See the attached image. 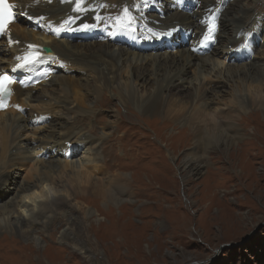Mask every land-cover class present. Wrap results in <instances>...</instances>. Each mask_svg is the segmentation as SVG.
<instances>
[{"label":"rangeland","instance_id":"obj_1","mask_svg":"<svg viewBox=\"0 0 264 264\" xmlns=\"http://www.w3.org/2000/svg\"><path fill=\"white\" fill-rule=\"evenodd\" d=\"M42 1L44 0H30L29 4L37 6ZM61 1V5L68 6L60 14L64 18V27L68 29L65 28L66 32L55 37L60 36L61 40L70 39L72 43L85 45L84 48H78V54L92 53L94 49L90 50L87 45L99 42V37L89 36L91 28L83 27L86 26L84 22L89 19L93 24L100 20L99 14L108 9L102 2L110 3V0ZM144 1L117 2V8L120 7L121 12L117 17L119 22L113 27L107 41L110 42L112 37L119 39L122 44L118 47L123 48V52L107 57V67L114 71L113 74L101 70L97 61L76 59L71 64L47 60L42 63V72L37 63L38 65L33 66L34 71L19 72L16 75L19 82L15 85L26 90L18 98V104L20 101L24 102L23 107L31 112L22 114L23 111L20 110H0V126L4 119L16 117L13 121L7 120V124L12 122L10 131L16 124L25 125L24 130H29L23 133L19 129L15 133L18 138L9 143L0 163V178L5 176L10 181L4 186L0 184V191L5 193L0 195V264H264V107L257 108L250 100L249 103L242 101L244 109L239 111L234 108L230 113L231 119L234 117L232 120L242 132L234 142L235 145L229 146L227 150H220L218 145L213 147L206 141L200 150L199 147L194 148L197 133L193 135L192 128L187 129L180 121L165 117L166 109L163 110L164 113L155 114L143 110L134 101L124 103L119 98V91L127 94L125 85L135 89L137 95L147 97L159 87L162 80V94H168V87L173 86L171 101L182 97L186 99V95L195 93V88L201 81L202 84L207 83L208 87L212 85L203 100L207 99V103L213 108L223 109L220 110V116H226L225 108L229 105L227 101L234 94L236 97L244 94L240 97L241 100L251 96V93L236 76L228 80L224 69H243L249 62L254 63V67L264 63V0H235V4L224 12L229 19L241 17V25L249 28L246 34L249 45H243L248 51L245 59L240 57L239 47L232 52L226 47L238 38L240 30L229 22L221 30H217L222 35L217 46L213 45L217 52L213 51L210 57L204 56L205 53L199 55L209 57L212 61L201 68L202 60L196 58L186 69L182 66L180 50L188 48V40L192 39H189L185 34L186 30H182L179 23L174 27H164L161 31L152 29L151 35L155 32L162 34L165 31H175L169 38L174 40L163 41L165 47L162 40L159 48L148 40L142 44L147 48H137L135 33L147 35L150 30L148 28L144 32L142 28L145 25L139 26L141 23H149L139 12ZM175 1L177 0H157L153 5L154 11L159 12V7L162 6L165 16L166 6L174 8L172 5ZM229 1L221 0L223 4L233 0ZM14 2L18 7L21 0ZM73 2L84 4L76 12L74 9L79 5H70ZM193 4H196V0ZM121 6L124 8L121 9ZM83 7L91 10H83ZM235 21L236 24L239 23ZM42 24L31 22L30 29L34 30L35 25L40 31ZM38 37L43 38L41 35ZM115 39L113 44H117ZM59 44L64 46L62 42ZM184 45L185 47L180 48ZM4 49L10 50L3 44L0 51ZM220 51L223 53L220 54ZM232 54H237V59L233 56L231 61L225 60ZM136 56L146 60L142 63L145 67L143 79H136L132 75L135 74L132 73L133 62L128 59ZM28 64L33 65L31 62ZM94 69L99 70L95 72ZM184 69L182 82L176 80L175 76L172 77L174 74L180 75ZM251 74L254 78L258 75L254 71ZM54 75L66 78L67 83H50V79L56 80ZM247 80L250 81H245ZM254 84L257 83L253 82ZM176 85L179 86L175 87ZM238 89H242L241 94ZM31 93L35 96L29 99ZM178 103H187V113L193 108L190 102ZM60 104H65V108L71 111H63L58 107ZM32 119H36V122L26 124ZM58 125L68 127L71 134L68 135L69 143L58 138L57 132L61 130ZM226 134L234 136L233 131ZM44 140L50 143L55 154H38L39 142ZM86 141L92 143L91 151L94 156L86 154L85 149H77L78 144ZM31 147L37 161L32 159L29 164L21 162L22 153L25 150L31 152ZM66 151L73 155L66 158ZM190 152L199 155L201 164L203 163L200 171L193 174L187 173L188 170L183 166L184 156ZM93 157L103 169L97 171L94 166V169L91 168ZM14 158L13 164H3V161L9 162ZM82 160H87L88 164L85 166L87 171H83L90 173L93 179H106L122 174L127 184L119 185L122 181L115 183L119 186L117 196L121 200L129 199V202L121 201V204L110 206L108 197H93L76 185L80 196H76L75 200L67 201L60 208L52 204L38 210L40 198L44 197L40 196L42 193L39 194V190L35 191L37 194L19 192L12 185L17 183L31 187L48 161L59 162L64 166L66 162L78 164L81 161L80 164H83ZM53 167L50 175L48 173L49 179L59 174L57 165ZM70 167L68 165L64 169L69 175L72 174ZM78 168L83 169L81 166ZM61 181L64 184V179ZM55 197H51L52 200ZM17 202L20 205H16ZM74 202L78 206H74ZM70 206H73L72 210ZM87 210L94 211L98 220L87 218ZM18 219L25 220L27 224L24 227L26 232L22 234L14 233L9 225L12 220Z\"/></svg>","mask_w":264,"mask_h":264},{"label":"bare ground","instance_id":"obj_2","mask_svg":"<svg viewBox=\"0 0 264 264\" xmlns=\"http://www.w3.org/2000/svg\"><path fill=\"white\" fill-rule=\"evenodd\" d=\"M7 1L12 3L13 5L15 4L14 0H7ZM76 1H78V0H76ZM122 1H124V0H110V3H107L106 1L102 2L104 4V7L108 8V9H106V10L102 9L103 12L99 14L100 20L95 21L93 24H91L92 25L91 30H90L91 34L89 35V36L99 37V39L97 40L99 42L94 41V43L87 45V47L89 49L90 48L94 49L92 53L84 52V53L78 54L77 53L78 48H80V49L84 48L85 45H82L79 43H72L70 41V39L69 40H67V39L61 40L60 36L59 37L57 36V38H56L55 36L59 34L57 29H64V27H63L64 24L58 20H55L54 23L50 22V19H52V18L57 19L58 17H62V16H60V14L62 13V11L66 10L68 8V6L61 5V2H62L61 0H52L51 2L49 0H44L41 2L42 4L41 3L39 5L37 4V6L36 5L30 6V4H29L30 0H21V3L18 7H21V9L25 11V13H26V14H24L25 18L21 19L18 15L17 16L18 18L13 23H11L9 25L10 27L7 29L6 35L0 40V46H1L4 44L3 41H5V39L7 40L11 33L14 34L9 39V40H11V44L9 45L10 50L4 49V50L0 51V56H1L0 57V70H2V71L7 70L8 72L12 73L13 76L16 78V75L19 74V72H26V71L32 72V71H34L33 66H36L39 63H41V64L45 63V61H47V60L55 61V63L56 62H58V63L68 62L69 64H71L72 62H76L75 61L76 59H81V60H85L88 62L97 61L101 70H106L107 74H113L114 71H112V69H109L107 67V63H109L107 57L119 55V53L121 51L123 52V48L118 47V45H120V43L122 44V42L119 39H115L117 44H113V40H111L109 42V40L107 41V37L111 33V28L115 25V23L119 22V21H117L118 20L117 17L121 14V12L119 11L120 7L117 8V2H122ZM75 2L71 3L70 5H80L81 4V3L76 4ZM155 2H157V0H145L144 5L141 6L139 12H140V14L143 15V18H145V20L147 22L151 23L154 27H156L157 31H161L162 28H164V27L168 28V26L174 27L178 23L180 24V27L182 28V30H186L185 34L188 35L189 39H192V40L188 41V43H190L188 48H186L184 50H180V51H182L180 54V58L183 60L182 66H184L185 69L187 67H190L193 64V60L196 58L202 60L200 67L204 68L205 66L208 65V62L210 63L212 61L209 58L210 57L209 55H211V53L213 51L217 52V48L213 47V45L212 46L211 45L206 46V45H203L202 42L199 41L197 34L201 30V27H204V23H206V22L211 23L212 25L214 24L216 30H221L223 27H225V24H227L229 22H231L230 24H233L238 29L240 28V30L237 34L238 38L236 40H234V42L227 44L226 47L229 49V52H232L235 48L239 47L240 48V54H241V56H240V54H239V56L242 59H245L244 57L248 54L247 49L243 48V45H245L247 43L248 38H247L246 34H247V31H249V28L241 25V23L243 22V19L241 17H236L235 20H237L239 22L236 24V21L234 19L227 18L225 16V13H224L233 3L235 4V0H233L230 3H226V4H223L221 2V0H196V4L195 5L193 4L194 7H191L190 10L188 9V7H189V4L193 2V0H178V1H175L173 3L172 6L174 8H171V7L168 8L166 6V15L165 16L163 15V12H162L164 9L162 6H160V7L158 6L159 10H160L159 12L154 11L155 8L153 5ZM63 3L65 4V2H63ZM85 3H86V1H85ZM83 4H84V2H83ZM114 4L116 5V7H111V5H114ZM159 5H161V4H159ZM112 8H114V10H112ZM123 8L124 7H121V9H123ZM77 9H79V7ZM83 10H91V9H89V8L87 9V8L83 7ZM86 12L89 14L88 11H86ZM97 12L99 13L100 10H98ZM139 12H137V14ZM90 13H92V12H90ZM26 18H28V19H26ZM128 20L130 21V19H128ZM31 22H42L43 23L41 26L42 29L40 31H38L35 28V25L33 26L34 30L30 29ZM83 27H85V26H83ZM66 29H68V28H66ZM190 31H192L193 34L190 33ZM174 32L175 31H173V30L166 31V33H162L161 35H158L159 37L156 40L149 39V42H154L157 45V48H159V46H161V44L159 43L160 40H162V44H164L163 41H165V40H167V41L174 40V39L169 40V38L172 36V34ZM82 33H83V31H82ZM38 35H41V38L42 37L43 38L39 39ZM72 35H75V34H72ZM79 35H80V33H79ZM63 36H65V35H63ZM65 37L67 38V36H65ZM73 38H78V37H73ZM73 38H71V39L74 40ZM84 38H85V36H84ZM125 38H126V36H125ZM137 38H143V37L139 36ZM215 38H216L215 46H217L218 41L221 40V38H222L221 31L219 33L218 32L216 33ZM57 39H59L58 42H57ZM60 42H62L64 44V46L59 44ZM35 45L40 46V49L42 50V55L38 57L37 61L35 60V61L31 62V63H33V65L26 64V65L19 66L17 59L20 58L22 60L23 58H25L28 55L29 52H31L34 49H38V47ZM247 45H249V42L247 43ZM45 46L49 47L51 52H46L45 50H43ZM141 46L142 45H140V48H141ZM164 47H165V44H164ZM182 47H185V45L180 46V48H182ZM32 48H34V49H32ZM144 48H147V47L144 46L143 49ZM6 49H7V47H6ZM30 49H32V50H30ZM136 51L140 52L138 49ZM202 52H205L204 56L208 55L209 57L199 56ZM222 53L223 52L220 51V54H222ZM224 54H225V52H224ZM233 56L236 59L238 57L237 54H232L228 58L226 57L225 60L228 59L231 61V59H233ZM6 57H7V59H6ZM257 57H259V56H257ZM257 57H252V58H257ZM186 58L188 60H186ZM144 59L145 58H139L138 56L131 57L128 59L130 62H133L132 73H135V74H132V75L136 79H138V78L143 79L144 78L143 77V71H145V69H143V68H145V67H144V65L142 66ZM157 59H159V58H157ZM157 59H155V61ZM144 61H146V60H144ZM253 64L254 63L249 62L247 65H244L245 67H243V69L237 68V67L234 69H231L228 67L226 68V70L224 69L223 72L224 73L226 72L228 80H232L236 76L237 78H239L244 83L245 86L244 85H242V86H244V87L247 86L248 91L251 93V96L249 95V97H246V98L240 100V97H243L244 94L243 95L241 94L242 89L241 90L238 89L241 95L238 94V97H236L234 94L232 96V99H229L227 101V102H229L228 103L229 105H227V108H225V109H227L226 116L225 115L220 116L222 113V111H220V110H223V109L213 108L209 105V103H207V99L203 100V98H205L206 94L209 93L211 90L212 85L211 84L209 85L210 82H208V85H209V87H208L207 83L202 84V82L200 81L199 85L195 88V93H193V94L191 93L189 95H186L185 96L186 99L182 97V98H179V100H172L171 101L172 95H170V94H172V91L174 88L173 86L168 87V89L170 91L168 92V94L163 93L164 94L163 95L161 93V90H162L161 88H162V83H163L162 80H161L159 87L157 89H155V91L152 94H149L147 97L143 98V97L137 95L135 89H132V87L130 85H127V86L125 85V92L127 94L121 93L119 91V93H120L119 98L124 103H129L130 101H134L133 103H138L137 105L140 108H142L143 110H145L147 112H152L155 114L162 113L163 110L166 109L167 116H165V117H168L171 120L180 121L181 125L186 126L187 129L192 128L191 131H192L193 135H195L197 133L196 134L197 144L194 145L195 149H196V147H199V149L201 150L204 147L205 142L207 141V143L212 144L213 147L215 145H218L220 147V150L221 149L227 150L229 146L235 145L234 142H236V140L238 138H240V136L242 134L238 124L232 120V119H234V117H232V119H231V115H230L231 111H233L234 108H237L239 111L241 109H244L242 104H241L242 101L244 103H246V102L249 103L251 101L250 103L252 105L257 106V108H260V109L264 107V66H263L264 63L262 65H259L258 67H254ZM185 69L182 70V73L180 75L174 74V75H172V77L175 76L176 80L179 79L180 82H182L184 80L183 76H184ZM98 70L99 69H96L95 72ZM138 70H140V71H138ZM91 71H93V69H91ZM220 71H222V69H220ZM253 71H254V74L255 73L258 74V75H256V78H254V76L251 77L252 76L251 73ZM241 75H243V77H241ZM47 76H48V73H47ZM54 77H56L55 78L56 80L50 79L49 80L50 83H52L53 81H61V82L65 81L67 83V79L66 78L63 79L62 76L58 77V76L54 75ZM246 79H249L250 81H248V80L245 81ZM253 82H256L257 84L253 85ZM177 84H179V83H177ZM177 86H179V85H176L175 87H177ZM11 88H12V92L10 93V95L6 99L1 100V97H0V110L14 109V111H17V112L20 110V111H23L22 114H25L28 111L31 112V110H26L23 107L24 102L20 101V104H18V98L20 99L21 96L26 93V90L24 88H22L21 86H18L15 84L12 85ZM91 89H93V88H91ZM34 96L35 95H33L31 93L29 99L34 98ZM181 100L184 102H190V104H193V108L191 111H189V113H187L188 110L187 111L185 110L187 103H178V102H182ZM199 101H201V102L197 104V102H199ZM48 104H49V102H48ZM165 105H169V106H165ZM174 106H176V108ZM58 107L60 109H62L63 111L64 110L71 111V109L69 110V109L65 108V104H60V105H58ZM252 109L255 110V108H252ZM62 110H61V112H62ZM48 112H50V111H48ZM236 113L238 114L237 111H236ZM8 117H10V116H8ZM46 117H48V116H46ZM15 118L4 119V117H3V119H4L3 124L1 122L2 125L0 126V132H1V134H0V163H1L2 158H3L2 155L3 154L5 155L6 152L4 153V151L7 150L9 143H11V141H13L15 138H18L15 133H17L19 129L23 133L29 131V130H24L25 125L21 126L20 124H16L14 126V129H12L10 131V127L12 126V122L7 124L8 123L7 120L13 121ZM43 119H45V115H43ZM35 122H36V119H32L30 121V123L26 122V124L28 123V125H31L32 123H35ZM20 123H21V121H20ZM42 123H44V122H42ZM57 127L61 129V130L59 129L60 131H58V132L56 131L58 133V138L62 139L64 143H69L70 141H69L68 135H71V134L68 132V127L59 126V125ZM231 131H233V133H234L233 137L226 134V132H231ZM91 144L92 143L90 141L82 142L81 144L77 145V149H83V150L85 149L86 154L93 155V152L91 151ZM39 145H40V147H39L40 151L38 154H44V153L55 154V150L51 149L50 143L47 142L46 140H44L42 142L40 141ZM30 150H31V152L25 150L24 154L22 153V151L16 150L17 152L22 153L21 162H27L29 164L30 162H32V159H34V160L37 159L36 156L33 154V148L32 147ZM194 151H196V150H194ZM72 155H73V153H71L69 151H66L64 153V156L66 158H70ZM184 157H185V159L183 160L184 161L183 166L185 169L188 170L187 173L193 174V173H197L200 171V167L203 163L201 164L202 160H201V157L199 155H194L193 153L190 152L189 154H186ZM82 161L84 162L83 164H80L81 161L78 164L77 163H71V162H70V164H68V162L65 161L66 163L64 166H62L59 162L53 163V162L48 161V163L44 165V170H42V172H40V175L33 182V184H31V187H25L24 185L22 186V185H19L17 183H12V185L14 186L15 191H19V192L20 191L32 192L33 194H35L39 190L38 193L39 194L42 193V195H40V196H44V197L40 198V202L38 203L39 204L38 210L39 209H45L47 206H49V205L51 206L52 204L54 206H56L57 208H60L62 205H65L67 201L70 202V201H72L71 199L75 200L76 196H80V194L78 193V191L76 189L77 186H81L82 188H84L83 192L87 191L88 193H91L93 195V197L94 196H100L101 198L102 197H106V198L108 197L107 201H108V203H110V206L116 205V204L120 203L121 201L129 202V199H127V200L118 199L119 186L116 185L115 183L118 181H122V184H119V185H126L127 184L126 183L127 180L125 179V177L122 174L119 173V175L107 177L106 179H105V177L93 179L94 177L92 178L91 174L86 172L87 169L85 168V166L86 165L88 166V164L86 163L87 160H86V162H85V160H82ZM88 161H89V159H88ZM9 162L4 163V161H3V164L5 166L8 164H13V162H15V158L10 160ZM39 162H41V161H39ZM20 165H18V166H20ZM53 165H57V167H58L57 170H59L58 171L59 174H56L55 178L49 179V175H50L51 171L54 170ZM68 165L71 166L70 167L71 168L70 170L72 173L71 175L65 173V170H64L65 166H68ZM90 165H91V168L94 166L97 171L99 169H103V168L99 167V165L96 163L95 157L92 158V163ZM102 165L105 168L103 161H102ZM80 166L83 167L82 170L79 168L77 169V167H80ZM94 167L92 169H94ZM61 168L63 170H61ZM84 169L86 171H83ZM48 173H49V175H48ZM54 173H55V171H54ZM117 177L119 178V180H115ZM62 179H64V184L61 181ZM7 182H10V181L5 176H2L0 178V184L1 185L4 186V185H6ZM105 182H108V183L104 184ZM6 189H8V188H6ZM4 194L5 193L2 194V192L0 191L1 196H3ZM24 196H25V194H24ZM53 196H56V197L53 198V200H52L51 197H53ZM49 197H50V199H49ZM22 198H25V197H22ZM22 198H21V200H24ZM18 204L19 203L17 202L16 205H18ZM72 204L74 206H78L77 204H75V202ZM72 209H73V206L71 207V210ZM33 211H34V209H33ZM38 214H40V213H38ZM94 215H95L94 211L87 210L85 212V216L87 218H93L94 221L95 220L97 221L98 218H96ZM24 221L25 220H23V219H20V220L18 219V220H12L10 222L9 225H11V229L13 230L14 233L17 232L19 234H22V232H26V230H24V227H27V224ZM30 227H31V225H30ZM74 236H76V238H80L78 235H74Z\"/></svg>","mask_w":264,"mask_h":264},{"label":"snow or ice","instance_id":"obj_3","mask_svg":"<svg viewBox=\"0 0 264 264\" xmlns=\"http://www.w3.org/2000/svg\"><path fill=\"white\" fill-rule=\"evenodd\" d=\"M79 7V6H78ZM11 6L4 3V0H0V33L5 30V25H7L12 19L13 13L11 12ZM87 27V25L85 26ZM215 30V25L209 27V35L206 36V39H212L211 33ZM5 80L9 78L5 77ZM5 94H8L7 89H5Z\"/></svg>","mask_w":264,"mask_h":264},{"label":"water","instance_id":"obj_4","mask_svg":"<svg viewBox=\"0 0 264 264\" xmlns=\"http://www.w3.org/2000/svg\"><path fill=\"white\" fill-rule=\"evenodd\" d=\"M45 50H46L47 52H49V51H50V49H49L48 47H45Z\"/></svg>","mask_w":264,"mask_h":264}]
</instances>
